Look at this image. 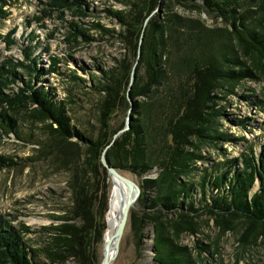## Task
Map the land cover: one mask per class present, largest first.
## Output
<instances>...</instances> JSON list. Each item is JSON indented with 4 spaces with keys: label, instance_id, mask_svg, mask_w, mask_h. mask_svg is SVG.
<instances>
[{
    "label": "trees",
    "instance_id": "trees-1",
    "mask_svg": "<svg viewBox=\"0 0 264 264\" xmlns=\"http://www.w3.org/2000/svg\"><path fill=\"white\" fill-rule=\"evenodd\" d=\"M14 1L0 0V22L9 17L5 8ZM124 2L129 11L113 14L130 35L126 41L129 60L119 72L100 70L101 76L93 75V79L95 90L104 96L102 115L110 117L115 99L122 96L121 100H127L120 87L125 79L129 84L137 62L130 91V110L136 117H131L130 129L111 147L112 139L104 138L68 162L72 206L65 215L51 216V225L34 232L36 247L28 245L0 216V264H101L111 196L108 171L101 160L107 147L110 166L144 178L139 184L141 212L133 209L130 222L140 256L145 240L152 235L154 264H194L190 250L178 238L182 233L195 234L202 215H214L223 230L233 229L232 223L239 220L247 223L245 237L249 233L264 235V139L258 149L251 144L238 158L229 160V167L204 171L198 182L191 180L198 172L197 162L204 159V146L229 139L215 128L221 112L216 109L214 93L225 86L233 91L243 78L264 73V0ZM46 6L48 16H64L66 11L87 16L89 10L82 0H49ZM158 7L162 11L152 15ZM177 8L222 19L232 30L207 26L200 18L176 12ZM86 31L71 22L66 42L76 46L81 44L80 38L93 41ZM12 34L3 36L6 50L17 44ZM36 39L32 34L31 42L21 50L22 59L0 61V128L6 135L18 134V119L10 113L27 109L31 119L44 122L60 140L67 136L86 140L71 126L55 89L42 84L47 75L65 74L56 56L50 57L48 68H41L40 44H33ZM238 50L253 73L235 70ZM67 78L79 80L74 74ZM13 85H18L17 91L11 89ZM140 97L146 100L136 103ZM154 168L157 176L147 177Z\"/></svg>",
    "mask_w": 264,
    "mask_h": 264
},
{
    "label": "rangeland",
    "instance_id": "rangeland-1",
    "mask_svg": "<svg viewBox=\"0 0 264 264\" xmlns=\"http://www.w3.org/2000/svg\"><path fill=\"white\" fill-rule=\"evenodd\" d=\"M82 1L89 6L87 16H76L69 11L64 16L58 13L48 16L44 12L49 0H16L5 8L10 13L9 17L0 22V61L11 57L22 59L21 50L31 42L32 34L37 37L33 44H40L37 54L41 56L42 69L48 68L50 57L61 59L59 66L65 76L47 75L42 84L55 89L58 99L64 103L71 126L86 139L67 136L66 140H60L44 122L31 119L27 109L19 110L16 115L10 113L18 119V134L6 135L0 128V216L33 247H36L34 232L51 225V216L65 215L72 206L67 185L70 175L68 162L73 157L79 155L80 158L89 152L88 147H92L93 142L109 138L113 145L130 129L129 118L131 120V117H136L130 110L133 103L130 82L126 84L125 79L120 87L121 92H126L127 100H121L122 96L117 97L111 116L104 117L100 108L104 96L95 90L93 79V75L101 76L100 70L113 69L119 72L125 61L129 60V45L126 41L130 35L127 27L113 14L118 11L128 12L129 9L124 0ZM161 11L158 7L152 15ZM175 11L200 18L207 26L232 30L231 24L222 19H211L205 14L190 13L180 8ZM37 18H42V21L38 22ZM71 22L86 29V33L94 40L87 43L80 38L81 44L76 46L67 43ZM10 33H13L12 37L17 44L11 50H6L3 36ZM236 53L239 62L235 70H250L242 53L239 50ZM70 74L76 75L79 80L67 78ZM11 89L17 91L18 85H13ZM214 94L217 97L216 109L221 112L215 128L220 133L227 134L229 139L204 146L201 151L204 159L197 162L198 172L191 179L195 182L200 180L204 171L229 167L228 161L238 158L251 144H256L258 149L259 143L264 139L263 72L255 78H243L233 91L225 86L222 91ZM144 100L145 97H140L134 101L141 103ZM122 125V130L126 129L125 131L112 133ZM53 127L57 128L56 125ZM108 150L107 147L103 151L105 156ZM157 173L154 168L147 177L155 178ZM121 174L138 185L144 179L125 170H121ZM112 182L109 176L110 194ZM109 207L110 204L108 209ZM133 209L141 212L138 201L131 211ZM197 221L199 226L195 234L182 233L178 238L180 245L190 250L194 264H264V235L249 233L245 237L246 222L237 220L232 223L233 229L223 230L214 215H202ZM146 233L150 235L148 230ZM104 242L103 236L100 247L102 257ZM153 243L151 235L145 240L141 256L138 254L129 216L119 253L113 264H154L156 253L150 248Z\"/></svg>",
    "mask_w": 264,
    "mask_h": 264
},
{
    "label": "water",
    "instance_id": "water-1",
    "mask_svg": "<svg viewBox=\"0 0 264 264\" xmlns=\"http://www.w3.org/2000/svg\"><path fill=\"white\" fill-rule=\"evenodd\" d=\"M142 40H143V36L141 37L140 45L142 43ZM136 67H137V62L135 63V65L133 67V71H132V75H131V81H130L131 87H132L133 82L135 80ZM129 126H130V118H129V122H128V127ZM125 130L126 129L121 130V132H123ZM111 145H112V143L109 145V147H111ZM102 163L104 164L105 167H107L108 172H109V176L112 179L117 178L120 181L124 182L127 185L130 193L132 191H135V195L131 196V194H130V196L127 199V201L125 202V204L121 207V216H120L118 224L115 228V231L112 235L111 241L104 242V257H103L101 264H113L115 261V258L110 256V250H111L112 244H113V242H115L116 254H118L119 249H120V242H121V239L124 235V232H125L128 220H129L131 209L135 206L136 202L138 201L140 194H141V189L135 181H133V180L125 177L124 175H122L120 169L113 167V166H110L107 163L105 152L103 153V156H102ZM112 192H113V189H112ZM109 210H110V207L108 209V212H109ZM108 212H107V214H108ZM106 217H107V215H106ZM106 222H107V219H106ZM107 226H108V223H107ZM106 229H107V227H106ZM105 234H106V232H105ZM105 234H104V240H105Z\"/></svg>",
    "mask_w": 264,
    "mask_h": 264
},
{
    "label": "bare ground",
    "instance_id": "bare-ground-1",
    "mask_svg": "<svg viewBox=\"0 0 264 264\" xmlns=\"http://www.w3.org/2000/svg\"><path fill=\"white\" fill-rule=\"evenodd\" d=\"M113 180V192L111 190V196H110V210L107 214V230L105 234V242H109L112 239V235L115 231V228L118 224V221L121 216V207L125 204L127 199L129 198L130 194L131 196L135 195V191L129 192V189L127 185L120 181L119 179L115 178ZM112 198V203H111ZM118 254H116V245L115 242H113L111 250H110V256L114 257L116 259Z\"/></svg>",
    "mask_w": 264,
    "mask_h": 264
}]
</instances>
